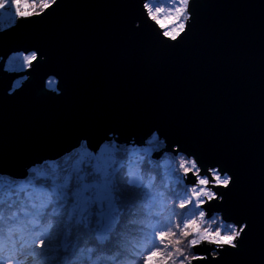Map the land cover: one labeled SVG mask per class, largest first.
I'll list each match as a JSON object with an SVG mask.
<instances>
[{"label": "snow or ice", "instance_id": "1", "mask_svg": "<svg viewBox=\"0 0 264 264\" xmlns=\"http://www.w3.org/2000/svg\"><path fill=\"white\" fill-rule=\"evenodd\" d=\"M59 3L0 0V35ZM200 3L137 0L124 34L147 59L185 40L198 46ZM261 41L258 200L247 152L235 140L227 145L232 162L223 163L158 129L140 142L109 131L95 145L82 138L30 161L21 173L0 168V264H264V17ZM44 60L35 44L10 48L0 68L22 75L7 92L15 95ZM46 77L50 86L55 76Z\"/></svg>", "mask_w": 264, "mask_h": 264}, {"label": "water", "instance_id": "2", "mask_svg": "<svg viewBox=\"0 0 264 264\" xmlns=\"http://www.w3.org/2000/svg\"><path fill=\"white\" fill-rule=\"evenodd\" d=\"M200 12L204 42L182 41L155 59L123 31L137 0H60L49 16L6 30L0 57L28 43L45 60L15 95L7 88L22 74L0 68V168L21 173L78 139L95 145L111 131L140 142L158 129L223 163L232 162L230 141L243 144L258 200L264 0H201Z\"/></svg>", "mask_w": 264, "mask_h": 264}, {"label": "rangeland", "instance_id": "3", "mask_svg": "<svg viewBox=\"0 0 264 264\" xmlns=\"http://www.w3.org/2000/svg\"><path fill=\"white\" fill-rule=\"evenodd\" d=\"M5 22H6V21H5ZM46 87H47L48 89H53V90H55V81L51 82V85H50V86H47V85H46Z\"/></svg>", "mask_w": 264, "mask_h": 264}, {"label": "trees", "instance_id": "4", "mask_svg": "<svg viewBox=\"0 0 264 264\" xmlns=\"http://www.w3.org/2000/svg\"><path fill=\"white\" fill-rule=\"evenodd\" d=\"M53 81H54V80H53ZM53 81H52V82H53Z\"/></svg>", "mask_w": 264, "mask_h": 264}]
</instances>
